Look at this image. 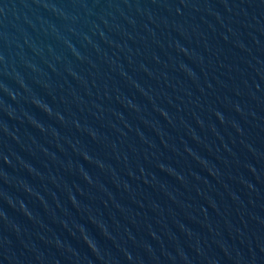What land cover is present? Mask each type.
I'll list each match as a JSON object with an SVG mask.
<instances>
[{
  "label": "water",
  "instance_id": "water-1",
  "mask_svg": "<svg viewBox=\"0 0 264 264\" xmlns=\"http://www.w3.org/2000/svg\"><path fill=\"white\" fill-rule=\"evenodd\" d=\"M0 264H264V0H0Z\"/></svg>",
  "mask_w": 264,
  "mask_h": 264
}]
</instances>
